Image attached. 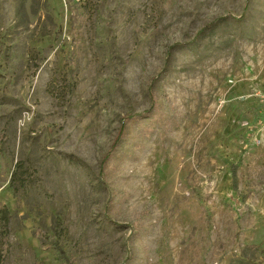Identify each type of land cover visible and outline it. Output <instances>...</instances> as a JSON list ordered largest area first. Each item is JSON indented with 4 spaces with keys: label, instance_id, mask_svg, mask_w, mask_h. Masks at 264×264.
Returning <instances> with one entry per match:
<instances>
[{
    "label": "rangeland",
    "instance_id": "obj_1",
    "mask_svg": "<svg viewBox=\"0 0 264 264\" xmlns=\"http://www.w3.org/2000/svg\"><path fill=\"white\" fill-rule=\"evenodd\" d=\"M263 98L264 0H0L2 264H264Z\"/></svg>",
    "mask_w": 264,
    "mask_h": 264
},
{
    "label": "trees",
    "instance_id": "obj_2",
    "mask_svg": "<svg viewBox=\"0 0 264 264\" xmlns=\"http://www.w3.org/2000/svg\"><path fill=\"white\" fill-rule=\"evenodd\" d=\"M153 108V105H152ZM152 109L150 107L149 110H146L142 112L141 114L138 115H143V114H151ZM19 163L16 164L18 166ZM16 172H13V178H15ZM231 176H232V185L236 187L237 185V165L234 164L231 167ZM8 223H9V215L6 207H1L0 208V235L2 238L1 242V247H0V264H2L4 257H5V251L9 245L8 242V234H9V229H8Z\"/></svg>",
    "mask_w": 264,
    "mask_h": 264
},
{
    "label": "built area",
    "instance_id": "obj_3",
    "mask_svg": "<svg viewBox=\"0 0 264 264\" xmlns=\"http://www.w3.org/2000/svg\"><path fill=\"white\" fill-rule=\"evenodd\" d=\"M260 123H261L262 127L264 128V116L261 118Z\"/></svg>",
    "mask_w": 264,
    "mask_h": 264
}]
</instances>
